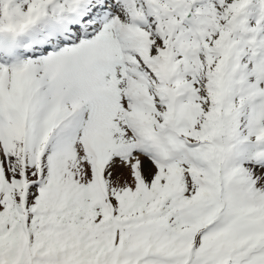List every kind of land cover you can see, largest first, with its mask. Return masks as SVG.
I'll return each mask as SVG.
<instances>
[{
  "label": "snow or ice",
  "instance_id": "obj_1",
  "mask_svg": "<svg viewBox=\"0 0 264 264\" xmlns=\"http://www.w3.org/2000/svg\"><path fill=\"white\" fill-rule=\"evenodd\" d=\"M0 264H264V0H0Z\"/></svg>",
  "mask_w": 264,
  "mask_h": 264
}]
</instances>
